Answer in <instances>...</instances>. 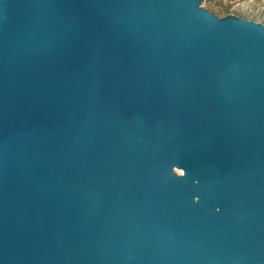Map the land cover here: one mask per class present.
Returning <instances> with one entry per match:
<instances>
[{"label": "water", "instance_id": "obj_1", "mask_svg": "<svg viewBox=\"0 0 264 264\" xmlns=\"http://www.w3.org/2000/svg\"><path fill=\"white\" fill-rule=\"evenodd\" d=\"M207 0H0V264H264V14Z\"/></svg>", "mask_w": 264, "mask_h": 264}, {"label": "rangeland", "instance_id": "obj_2", "mask_svg": "<svg viewBox=\"0 0 264 264\" xmlns=\"http://www.w3.org/2000/svg\"><path fill=\"white\" fill-rule=\"evenodd\" d=\"M213 8L220 9L222 6L229 7L232 12H238L240 8H244L256 15L264 14V0H212ZM222 19L226 16L215 14ZM230 17H235V15H230ZM236 18V17H235Z\"/></svg>", "mask_w": 264, "mask_h": 264}, {"label": "trees", "instance_id": "obj_3", "mask_svg": "<svg viewBox=\"0 0 264 264\" xmlns=\"http://www.w3.org/2000/svg\"><path fill=\"white\" fill-rule=\"evenodd\" d=\"M207 1H209L211 3V0H207ZM208 9L211 12H214L215 14L226 16V18L230 17V15H232V14L235 15L236 17H238V18L245 19V20H248V18H250L249 16H247L244 13L232 12L231 9H230V6L229 7L228 6L227 7L222 6V8L216 9V8H211V6L208 5Z\"/></svg>", "mask_w": 264, "mask_h": 264}]
</instances>
